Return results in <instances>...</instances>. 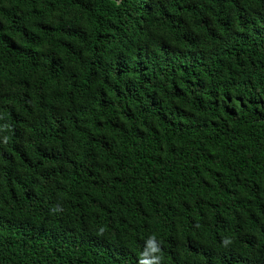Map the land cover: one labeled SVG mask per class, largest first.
I'll return each instance as SVG.
<instances>
[{"label": "trees", "instance_id": "obj_1", "mask_svg": "<svg viewBox=\"0 0 264 264\" xmlns=\"http://www.w3.org/2000/svg\"><path fill=\"white\" fill-rule=\"evenodd\" d=\"M264 264V0H0V264Z\"/></svg>", "mask_w": 264, "mask_h": 264}, {"label": "clouds", "instance_id": "obj_2", "mask_svg": "<svg viewBox=\"0 0 264 264\" xmlns=\"http://www.w3.org/2000/svg\"><path fill=\"white\" fill-rule=\"evenodd\" d=\"M161 249L155 237H151L147 241V247L142 253L141 264H160L162 260Z\"/></svg>", "mask_w": 264, "mask_h": 264}]
</instances>
